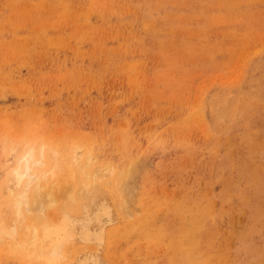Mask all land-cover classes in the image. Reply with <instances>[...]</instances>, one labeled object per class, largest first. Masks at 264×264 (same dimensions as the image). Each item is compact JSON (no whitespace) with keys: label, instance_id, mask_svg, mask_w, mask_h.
Listing matches in <instances>:
<instances>
[{"label":"rangeland","instance_id":"rangeland-1","mask_svg":"<svg viewBox=\"0 0 264 264\" xmlns=\"http://www.w3.org/2000/svg\"><path fill=\"white\" fill-rule=\"evenodd\" d=\"M32 144L45 193L15 228ZM91 199L104 264H264V0H0V264H77L64 222Z\"/></svg>","mask_w":264,"mask_h":264},{"label":"bare ground","instance_id":"bare-ground-1","mask_svg":"<svg viewBox=\"0 0 264 264\" xmlns=\"http://www.w3.org/2000/svg\"><path fill=\"white\" fill-rule=\"evenodd\" d=\"M34 145H35V143H34ZM33 144L31 145V146H27L28 148H26L21 154H18V153H16V155H15V157H16V159H17V162H16V164L12 167V169H11V173H10V171H8L7 169V171H8V173H10V176L8 177L9 179H7V183H5V185L4 186H8V189H9V194H11V196H12V201H10L11 203H10V205H12V206H10V207H12V209L14 210L13 212H15V214H16V212H17V216H13V217H17L16 219L14 218V219H12V222H13V220H15V221H19V220H17V219H19L18 217L22 214V212H23V208H22V205H24V204H26V205H24L25 207H28V205L27 204H29V198H30V196H29V190H30V188L32 187V186H34L35 185V187H33V190L30 192L31 193V196L33 197V198H35L34 199V202H32V203H35V200L40 196H42V195H44V193H42L41 191V193L39 192V190L40 189H42V188H44L45 187V185L42 187H40V179H42L43 178V180H45V178L46 177H48V172H46V171H48V169L44 172L43 170V172L41 173V172H38L37 171V169H38V167H40V166H42V165H44V164H46L47 163V157H46V155H45V153H44V149H43V146H41V148L39 147V149H41V151H40V156L41 157H37V155H38V152H36L37 150H36V148H35V146H34ZM71 147V146H70ZM73 148H74V146H72ZM71 147V148H72ZM78 146H75V148H77ZM4 148V147H3ZM75 148H74V150L72 151V152H74V153H76V154H73V160H74V162H76L77 161V158H80V154H82V149H81V153L78 151L80 148H77L78 150H75ZM12 149V148H11ZM38 149V150H39ZM55 149V150H54ZM13 151H14V148L12 149ZM46 150V149H45ZM51 150V149H50ZM52 150H54V151H51V152H54V156H56L57 155V151H59V150H57V148H53ZM57 150V151H56ZM10 151V150H9ZM48 151V150H47ZM46 151V152H47ZM75 151H77V152H79V153H77V152H75ZM91 153H92V151H91ZM90 152L88 153V156L87 157H89V158H91V160H93V157H91L92 156V154H91ZM49 154H50V152H49ZM51 154V155H52ZM80 156H79V155ZM52 155V156H53ZM74 155H76V158L74 157ZM89 155H91V156H89ZM3 156V155H2ZM13 156V154L11 155V157ZM39 156V155H38ZM68 157H69V155H67ZM79 156V157H78ZM95 156V155H94ZM11 157H10V159H11ZM67 157V158H68ZM45 158H46V160H45ZM10 159L8 158V159H6L7 160V162H9L10 161ZM71 159V158H70ZM87 159L88 158H86L85 160V163L87 164H83L84 166H88L89 167V165H88V163H92L93 161H90V162H88L87 161ZM94 159H95V157H94ZM49 161V160H48ZM72 161V160H71ZM95 162V161H94ZM96 164V163H95ZM57 165V164H56ZM69 165H71V164H69ZM98 165V164H97ZM95 166L96 167V169H93L94 171H96V173L94 172V171H92L93 173H95V175L93 176L94 178H93V180H91V181H93L94 182V186L97 188L98 186H96L98 183H96V178L99 176V173H101V171H103V170H105V167L107 166V167H109L108 165H106V166H104V167H102V169H100L98 166ZM8 166V165H7ZM84 166H83V168H84ZM100 166V165H99ZM53 167L55 168V165L53 166L52 165V169H51V167H50V169H51V171H53ZM79 167V166H78ZM91 167V166H90ZM101 167V166H100ZM71 168V167H70ZM76 168V167H75ZM74 168V169H75ZM80 168V167H79ZM82 168V169H83ZM49 169V170H50ZM82 169H80L81 171H82ZM107 169V168H106ZM45 170V169H44ZM79 170V169H78ZM40 171V170H39ZM73 170L71 169V176L74 174L73 172H72ZM106 171V170H105ZM105 171L104 172H102L103 174L101 175V176H99V179H101L102 177H104V176H106L105 175ZM70 172V171H69ZM82 172H84V171H82ZM51 173V172H50ZM81 173V172H80ZM90 173V172H89ZM92 173V174H93ZM76 174V173H75ZM84 173H82V175H83ZM107 175L109 174V171H107V173H106ZM7 175H9V174H7ZM50 175V174H49ZM77 175H79V173L77 174ZM85 175H87V173H85ZM118 175V174H117ZM52 175H50V177H51ZM88 176H90L89 174L87 175V177ZM111 176V174H109V177ZM73 177V176H72ZM76 177H81L80 175L79 176H76ZM101 177V178H100ZM109 177H108V179H109ZM7 178V177H6ZM84 178H86V177H84ZM83 178V179H84ZM114 178V177H113ZM74 179H76V178H74ZM82 179V178H81ZM82 179V180H83ZM91 179H92V177H91ZM94 179H95V181H94ZM103 179V178H102ZM118 179V178H117ZM116 179V180H117ZM49 180V179H48ZM119 180V179H118ZM78 181V180H77ZM83 181H85V180H83ZM99 181V180H98ZM109 182V181H108ZM107 182V183H108ZM120 182H122V181H119V183ZM44 183H47V182H44ZM43 183V184H44ZM96 183V184H95ZM100 183V182H99ZM119 183H116V181L114 182V186H117L116 184H119ZM80 185H82V183L80 184ZM79 185V186H80ZM92 185V186H93ZM120 185V184H119ZM19 186H24L23 187V189L21 188V190L20 191H17V188H19ZM49 186V185H48ZM73 186V185H72ZM84 186H86V184L84 185ZM84 186H82V188L84 189H87V187H84ZM88 186V185H87ZM93 186V187H94ZM40 187V188H39ZM81 187V186H80ZM118 187V189H119V186H117ZM117 187H114V189L116 188L117 189ZM121 188L123 187V186H120ZM3 188V187H2ZM7 188V187H6ZM81 188V189H82ZM81 189H80V192H81ZM95 189V188H94ZM115 189V190H116ZM117 189V190H118ZM90 190V189H89ZM89 190H88V193H89ZM98 190V189H97ZM2 192H3V190H1ZM8 191V190H7ZM84 191V190H83ZM82 191V192H83ZM81 192V193H82ZM87 192V191H86ZM90 192H91V190H90ZM95 192V191H94ZM98 192V191H97ZM97 192L95 193V194H97ZM119 192H121V191H119ZM8 193V192H7ZM38 193H40V194H38ZM80 193V194H81ZM5 195V194H4ZM48 195H50V193H48ZM88 195V194H87ZM90 195V194H89ZM94 196V195H93ZM125 196V195H124ZM39 197V198H40ZM44 197V196H43ZM90 197V196H89ZM126 197V196H125ZM125 197H123V198H125ZM82 198V197H81ZM99 198V197H98ZM97 198V199H98ZM120 198V197H119ZM5 199H7V198H5ZM85 199V198H84ZM90 199V198H89ZM89 199H87L88 201H89ZM96 199V198H95ZM126 199V202H127V197L125 198ZM124 199V200H125ZM9 200H11V199H9ZM87 200H85V201H87ZM123 200V199H122ZM123 200V201H124ZM40 201H42V200H40ZM38 202V203H42V202ZM84 201V202H85ZM97 201V200H96ZM95 201V202H96ZM122 201V202H123ZM129 201V203H130V200H128ZM105 202H106V200H105ZM105 202H101V203H99V205H97V207L94 209V208H92V207H94L93 206V203H94V199L92 200H90V202H88L87 204H85L84 205V207H83V212L81 213L82 214V216L80 217V218H78V219H76V220H74V218L73 217H69L70 219H73V221H71V220H69V221H67V222H64V224L66 225H64L65 226V229H66V239L67 240H73V241H71L72 243L74 242V239H77L79 242H80V244H81V249L82 250H87V251H85V253L83 254V256H81L80 255V257L78 258V259H76V260H78V262H77V264H104V262H103V260H102V258H101V250H102V248H103V246L105 245V242H106V240H107V237H106V229L108 228V226L110 225V224H112L113 223V216H112V208H111V206L110 205H108L107 203H105ZM108 202V201H107ZM125 202V201H124ZM124 202L122 203V205L124 204ZM126 202H125V204H124V207H123V209L125 208V207H130L129 205H132V204H129L128 202V206H127V204H126ZM8 204V203H7ZM84 204V203H83ZM33 205V204H32ZM36 205V204H35ZM116 205H120V204H116ZM126 205V206H125ZM134 206V205H133ZM24 207V208H25ZM34 207V206H33ZM7 208V207H6ZM31 208V207H30ZM118 208H120V206L118 207ZM170 208V207H169ZM81 209V208H80ZM94 209V210H93ZM126 209V208H125ZM135 209V208H134ZM134 209H132V210H134ZM25 210H27V209H25ZM32 210H33V208H32ZM31 210V211H32ZM131 210V211H132ZM171 210V209H170ZM7 211V210H6ZM9 211V210H8ZM28 211H30V210H28ZM27 211V212H28ZM80 211H82V210H80ZM124 211H126V210H124ZM142 211V210H141ZM175 211V210H174ZM167 212V211H166ZM169 212V211H168ZM6 213V212H5ZM8 213V212H7ZM113 213H115V212H113ZM129 213V210H128V212H126V214H128ZM130 213H132V212H130ZM143 213V212H142ZM165 213V212H164ZM179 213V212H178ZM173 214V213H172ZM175 214V213H174ZM14 215V214H13ZM177 214H175V216H176ZM5 216V215H4ZM21 216H23V215H21ZM20 216V217H21ZM124 216V215H123ZM129 216V215H128ZM7 218V217H6ZM22 218H24V217H22ZM181 220V219H180ZM1 221H2V218H1ZM14 221V222H15ZM116 221V220H115ZM119 221V220H118ZM117 221V222H118ZM134 221V220H133ZM2 222H5V221H2ZM13 222V226L16 228V226L14 225L15 223ZM136 222V221H135ZM139 223V222H138ZM63 225L61 226L63 229H64V227H63ZM137 226V225H136ZM169 226V225H168ZM14 227H13V229H14ZM120 227V226H119ZM135 227V226H134ZM146 227V226H145ZM111 228V227H110ZM137 228V227H136ZM4 228H2V229H0V233H1V231L3 230ZM115 229H116V227H115ZM130 229V228H129ZM170 229V228H169ZM16 230V229H15ZM152 230V229H151ZM119 231V230H118ZM133 231V230H132ZM170 231V230H169ZM53 232H54V230H53ZM65 232V231H64ZM63 232V233H64ZM162 232V231H161ZM172 232V231H171ZM125 233V232H124ZM132 233V232H131ZM135 233V232H134ZM45 234V233H44ZM119 234V233H118ZM129 234V233H128ZM175 234H177V233H175ZM48 237H49V239L51 238V236L52 235H54V233H52V232H49L48 234H46ZM114 235H115V233H114ZM172 235V234H171ZM64 236V235H63ZM126 236V235H125ZM130 236H131V234H130ZM130 236H128V237H130ZM169 236V235H168ZM168 236H166V237H168ZM114 237V236H113ZM119 237V236H118ZM121 237V236H120ZM165 237V238H166ZM122 238V237H121ZM120 238V239H121ZM51 240V239H50ZM60 240H63V239H60ZM60 240H58V241H52V242H49V244H48V246H47V248H46V250L49 252V254H51V256L52 257H58V256H60L61 255V245H62V241H60ZM116 240V239H115ZM114 240V241H115ZM166 241V240H165ZM75 243H77V242H75ZM117 243H118V241H117ZM126 243V242H125ZM163 244V243H162ZM173 244V243H172ZM109 245V244H108ZM138 245H139V243H138ZM73 246V245H72ZM107 246V245H106ZM74 247V246H73ZM114 247V246H113ZM116 247H117V245H116ZM115 247V248H116ZM141 247V246H140ZM80 248V247H79ZM105 248V247H104ZM81 249H79V250H81ZM109 250V249H108ZM116 250V249H115ZM81 252V251H80ZM108 254V253H107ZM62 256V255H61ZM75 260V261H76ZM58 263V262H57ZM54 260L52 261V263L51 264H57Z\"/></svg>","mask_w":264,"mask_h":264}]
</instances>
